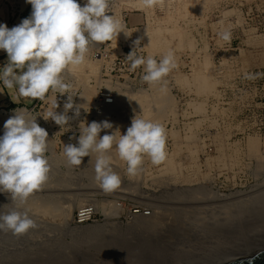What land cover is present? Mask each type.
I'll list each match as a JSON object with an SVG mask.
<instances>
[{
	"label": "rangeland",
	"instance_id": "obj_1",
	"mask_svg": "<svg viewBox=\"0 0 264 264\" xmlns=\"http://www.w3.org/2000/svg\"><path fill=\"white\" fill-rule=\"evenodd\" d=\"M239 2L245 3L243 13L236 10ZM191 3H193L192 6H187L184 1L182 5L184 12L180 13V21L178 22L175 21L178 14L164 13L160 14L159 20L155 24H148L142 28H133L130 25L124 27L121 23L124 31L129 36L123 37L121 35L113 38L110 42L94 43V46L91 47L89 45L84 64L79 66V69H77L78 67H75L76 69L69 67L62 73L64 82L71 85L69 94L74 96V104L81 107L79 117L71 119L68 125L61 127L51 119L45 121L42 117L47 111L55 110L51 105L53 97L57 98L60 105L56 111L58 113L63 112V104L66 101L67 94L61 96L50 91L45 98L46 102L36 100L31 106H26L27 109H31L36 104L35 109L30 111V115L33 119L36 118V122L48 132L47 150L44 155L48 161L50 171L48 179L41 185V190L39 189L41 192L36 190L37 193L31 194L27 202L19 208V202L12 201L10 193L0 192V214L12 210L27 211L30 218L37 224V228L30 229L28 233L21 236H15L10 231L0 232V245L12 243L22 247L26 243L25 239L30 237L28 240L35 246L51 247L52 250L68 249L69 254L78 257L84 256L86 251L87 254L89 252V254H100L103 257L107 256V258L127 260L129 258L127 253L124 252L125 255H123L120 254L122 253L120 251L119 253L110 251L102 237L88 234L85 230L94 223L111 219L132 225L134 221H138L139 218L137 217L143 214V208L152 205L153 210L151 213L142 216L151 218L160 214L159 216L168 223L164 225L165 227L168 225V231L171 233L169 242H171L172 247H180V244H182L183 248H188L190 245L192 246L193 240L189 232L184 234L185 231L180 230V210L182 211V209L179 204L183 200L186 201V197L188 198L192 194L194 196L195 192L190 193L189 191L186 194L185 191L182 192L183 189L203 188L201 189L203 194L198 193L197 198L195 196V199L191 198L195 205L190 201L194 207L192 206L188 210L185 209V213L196 215L198 230L199 228L203 229L204 226L212 227L215 224V227L211 229L215 228L214 231L219 232L222 227L216 225L215 220L201 222L198 217L201 211V215L204 216L208 215L209 212L212 215H221L222 212H219L220 208L215 203L220 200V197L218 198L216 195L229 197L238 192L251 193L256 189V186L264 181V130L259 129V125L256 124L255 117L251 113L231 125L220 121L221 128L216 130L207 101L216 86L215 67L213 70V76L215 77L212 76L211 78L214 88L210 93H204V91H199L198 86L194 84L196 65L204 60L201 62L184 56L186 54L193 56L196 53H204L214 63L208 54L232 52L243 55L245 64L259 65L264 70V30L260 36L251 34L253 31H260L255 29L256 25L264 28V0H192ZM220 5H225V8L229 9V13L236 12L238 21L246 20L249 23L247 27L250 29L247 31L248 34L242 36L244 39L248 38L245 41L246 44H236L234 50L223 49V46L220 45L196 44L194 35L199 25L206 21L209 23L219 19L215 17V13L212 11ZM129 12L132 16L131 22L141 21L140 14H134L136 13L134 11ZM195 19L196 21H194ZM160 25L163 27L176 25L175 27L181 32V38L184 41L180 43V37L170 35L171 43L158 44L154 49H149L148 41L140 34L139 30L142 31L147 27V29H151ZM135 37L141 38L144 42L145 51L150 56L163 58L168 52L172 54L180 53V68L187 69L192 66L191 74L186 75L183 70L180 71L178 76H172L170 80L167 76L163 81L151 85L141 79L144 74L143 66L138 67L137 71L131 75L125 76V72H127L125 69L124 72L113 71L109 74L105 68L111 66V57L106 56L101 59L99 56H95L96 48L99 45L102 46L101 48L107 45V49L113 48L115 51H119L122 46ZM190 40L191 43H189ZM123 73L124 75H122ZM155 85L163 86L162 91L156 93ZM172 86H175V90L172 89ZM105 88L116 93L117 99L112 104L102 107L98 96ZM168 98L172 105L167 108L165 102ZM21 107L23 106H13L5 112H11ZM199 107L204 110L200 111ZM68 115L72 116L73 113L70 111ZM135 116L136 118L164 124L172 132L174 143L168 144L170 149L165 156V160L163 159L165 167L168 164V159L172 161V165L169 168L166 167L169 181L166 187L160 190L147 188L144 183L146 176L144 171L139 173L141 182L138 187L133 188L135 185L123 184L122 180L127 182V164L119 158L114 147L110 150L109 155L111 156V166L114 167L113 171L115 169L114 172L121 177L120 186L113 191L106 192L95 186L97 182L94 183V186L89 185L90 181L95 180L96 154L93 153L89 157H84L80 166H71L64 155V145L73 144L78 146L82 123L87 126L92 121L107 120L113 124V128L102 130L99 136L102 137L106 133L112 134L115 131L116 134L120 135L126 132ZM4 123L0 125V136L4 134ZM225 132H230L232 137L224 139L223 134ZM70 137L72 139H69ZM250 138L256 139L258 143L256 147L258 155L256 152L251 151L249 147ZM209 145L213 146L212 151L208 150ZM256 155L258 158H256ZM146 157H143V162L149 159ZM180 193H184L182 195L184 198H181ZM76 196L81 197L82 200L79 204L72 203L73 207L68 209L67 205L71 204L69 199L72 200L73 197L75 199ZM209 200L214 205L210 204ZM89 201H94L97 205L98 214L95 219L83 225L74 223L73 215L76 209ZM66 203L67 205H65ZM207 204H210V207ZM200 205L201 208L198 207ZM135 206H139L141 211L132 213L131 210ZM107 211H110V216H108ZM226 212L227 210L224 211V214ZM210 218L212 219V217ZM10 236L15 237L11 238ZM105 241L107 240L105 239ZM19 253L21 254V252ZM8 256L15 257L19 254L16 252L4 255L6 258H9ZM134 262L137 263L138 261L135 259Z\"/></svg>",
	"mask_w": 264,
	"mask_h": 264
},
{
	"label": "clouds",
	"instance_id": "obj_2",
	"mask_svg": "<svg viewBox=\"0 0 264 264\" xmlns=\"http://www.w3.org/2000/svg\"><path fill=\"white\" fill-rule=\"evenodd\" d=\"M27 3L32 6L29 17L12 28L0 24V50L7 53L0 81L7 89L16 87L20 97L32 100L43 101L50 91L61 96L67 94L63 112L56 111L60 105L53 97L51 105L55 110L42 116L45 121L51 119L62 127L79 117L81 108L74 104V96L69 94L71 85L64 82L62 73L70 66L84 63L91 43L110 42L124 32L123 26L114 15L107 14L109 0H86L84 6L77 0H27ZM143 3L152 6L153 0H143ZM220 35L225 41L231 38L229 31ZM140 42L139 38L133 42L135 47L125 59L131 62L132 71L143 66L144 82L158 83L174 67L173 54L168 52L159 61L152 56H137ZM17 69L21 70L20 74ZM245 78H249L248 74ZM70 111L72 116L68 115ZM82 124L78 146L64 145V155L69 165L80 166L84 157L95 153V180L106 192L121 184V177L111 166L109 152L113 146L119 158L126 162L129 176L137 175L144 156L153 164L165 158L167 137L159 122L135 116L118 140L116 131L99 136L102 130L113 128L107 120ZM47 141L48 132L36 118L29 120L24 113L16 111L4 123V134L0 136V192L10 193L12 201L19 202L18 208L48 179L50 167L44 155ZM35 228L37 224L27 211L0 214V232L10 231L21 236Z\"/></svg>",
	"mask_w": 264,
	"mask_h": 264
},
{
	"label": "bare ground",
	"instance_id": "obj_3",
	"mask_svg": "<svg viewBox=\"0 0 264 264\" xmlns=\"http://www.w3.org/2000/svg\"><path fill=\"white\" fill-rule=\"evenodd\" d=\"M27 4H29L27 3V0H24V7H26ZM175 26L176 25L173 27H163L160 25L157 27L155 26L154 28L152 27L151 29H147V27L142 29V31H140V29L139 32L148 41L147 43L149 49H154L156 46H158V44L171 43L170 35H176V37H180V43L184 41V39L181 38V32H179ZM124 32H121L118 36H126V32ZM189 43H191V40ZM79 66H82V64ZM79 66H70V68L74 69L75 67H78L77 69H79ZM213 70V63L207 57L202 63L196 65L194 84L198 86L199 91L210 93L213 90L214 83L211 80L213 76ZM158 85H155L156 93L161 92L163 88V86L160 87ZM165 104L168 108L171 107L172 102H170L168 98ZM200 107L198 108L200 111L204 110ZM16 111L18 114L24 113L29 120L33 119L30 115V109H27L26 107H21L17 110H12L11 112L0 110V125H2L10 116L15 115ZM120 135L116 134L117 140L119 139ZM257 145L258 143L256 139L250 138L249 147L251 151L256 152V154L258 152L256 149ZM113 147L115 149V146ZM169 149L170 145L166 143V154L168 153ZM115 151L118 154L116 149ZM257 155L256 158H258ZM167 161L168 164H166V167L169 168L170 165H172V161L169 159ZM95 184V186L99 187L98 183ZM39 189L41 190V187ZM39 189L38 191H40ZM201 189L203 188H197L194 190L183 189L182 192L185 191L186 194L189 191L190 193L195 192L194 196L197 198L196 195L198 193L203 194ZM205 190L206 188L204 191ZM35 193H37V191L34 192V194ZM183 194L180 193L181 198H184L182 196ZM194 196L193 194L190 197L188 196V198L185 196L186 201L183 200L184 202L182 201L183 203L181 202L179 204L180 208L182 209V211L180 210V230L182 229V231H185L184 234L189 232L193 240L192 246L190 245L188 248H183L182 244H180V247H172L171 242H169L171 233L168 231V225L165 227V225L168 223H166L163 218L159 216L160 214L156 216L154 215L151 218L142 216L146 214H141L138 217L136 216L139 219L138 221H134L132 225H127L120 221L111 219L100 223H94L93 225L88 226L86 230L83 228V230L87 231L88 234L102 237L104 239V243L106 242V245L109 247L110 251L112 250L113 252L118 253L120 251L122 252L120 254L123 255L127 253V256L130 258V260L129 258H126L127 260L107 258V256L103 257L100 254H89V252L87 254L85 250L84 251L86 253L84 252V256L78 257L77 255L69 254L68 249L52 250L50 249L51 247L44 246V248L42 245L35 246L28 240L30 237H27L25 239L26 243L22 247H18L12 243L8 245H0V264H231L264 251V181L256 186V189L251 193L238 192L229 197H221L220 194L219 196L216 195V197H220V200L214 198L215 200H219L218 202H215L218 205V208H220L219 212L224 214V211L227 210L224 215H212L209 212L208 215L204 216L202 214V216V211L200 210L201 213L198 217L200 218L201 222L215 220L216 225L222 227L219 232H215V228L211 229L212 227H215V224L212 227L204 226L203 229L199 228L198 230V227L196 226V215H187L185 213V209L188 210V208L193 206L194 203L191 201V198H194ZM80 200H82L81 197H77L75 199L73 197L72 200L69 199L71 202L68 201L71 204L67 205V202L65 205H67L68 209H70L73 207L72 203L79 204ZM190 201L193 204H191ZM208 202L214 205L210 202V200ZM210 204H207V206L210 207ZM198 207L201 208V205ZM202 209L204 208L202 207ZM131 211L132 213L134 212V210ZM212 212L215 213L214 211ZM107 213L108 216H110V211H107ZM210 217H212V219ZM10 237L13 238L15 236ZM105 239L107 241H105ZM16 252H18L19 256H8L9 258H6L7 256L4 257V255H10ZM19 252H21V254ZM135 259L138 262L140 261V263L134 262Z\"/></svg>",
	"mask_w": 264,
	"mask_h": 264
},
{
	"label": "built area",
	"instance_id": "obj_4",
	"mask_svg": "<svg viewBox=\"0 0 264 264\" xmlns=\"http://www.w3.org/2000/svg\"><path fill=\"white\" fill-rule=\"evenodd\" d=\"M185 1L187 6L191 5L192 0H153L152 6H145L143 0H109V15H114L117 20L123 23L124 27L127 25L133 28H142L148 24L153 25L159 20L160 14H178L175 19L176 22L180 21V13L184 12L182 5ZM194 1V0H193ZM77 2L84 6L86 0H77ZM20 9L26 10L30 8V4L22 8L20 0H17ZM181 3V5H180ZM245 3H238L236 7L237 12H244ZM229 10V9H228ZM225 8V5H220L216 7L212 12L215 13V19L207 23H201L198 30L196 31L195 40L196 44H211L220 45L225 48L234 50L235 45L246 44L242 36L248 34V24L247 21H238L236 12L229 13ZM129 11H134V14H140L141 21L131 22V14ZM179 16V17H178ZM198 19V18H196ZM196 19L194 21H196ZM258 31H253L251 34L254 36L262 35L264 28L260 25L255 27ZM229 31L231 38L225 41L221 38V33ZM140 37H135L129 40L127 44L122 46L119 51L112 49H107V45L104 48L99 45L97 47V52L95 56L106 57L110 56L112 64L106 67L105 70L111 74L113 71L125 72L126 75L134 74L135 71L130 70L131 62L126 60V56L135 47L133 42ZM94 46V43L90 44V47ZM137 56L148 57L149 54L146 53L144 48V42L141 40L139 46L136 49ZM214 62L215 75H216V86L212 94L207 98L208 107L210 108V115L213 122L216 125V130H220V121L227 122L228 125L236 123L240 118L247 116L249 113L253 114L256 120V124L259 125V129L264 130V70L261 66H251L245 64L243 55H237L232 52H215L208 54ZM194 60H205L206 54L196 53L193 56L190 54L184 55ZM157 61L162 58L152 56ZM174 67L172 70L162 79H166L169 76V80L180 74V71H185L186 75L191 74L193 68L192 66H187V69L180 68V53L173 54ZM195 63V61H193ZM123 65L124 68H123ZM128 65V66H127ZM125 69V70H124ZM143 70V68H142ZM245 74H248L249 78H245ZM124 75V73L122 74ZM171 82V81H170ZM174 84V83H173ZM175 90V86H172ZM99 102L102 103L101 106L109 105L115 102L117 99L116 93L109 89H104L98 96ZM109 100L111 102H109ZM46 102V99L43 100ZM26 107V106H25ZM35 106L31 107L30 111L34 110ZM27 108V107H26ZM167 124V123H166ZM164 126V124H162ZM226 126V125H225ZM166 131V143L173 144L172 132L164 126ZM224 139H230L232 136L230 132H225L223 134ZM208 150L212 151L213 146L209 145ZM147 158V157H146ZM149 158V157H148ZM144 171L145 176V186L149 189L160 190L165 188L168 181V175L166 173V167L163 160L159 164H153L151 159L145 160L137 175L129 176L126 171V181L122 180L123 184L135 185L136 188L140 185L139 173ZM95 180L89 182V185L94 186ZM119 204V203H118ZM135 213L141 211L139 206L132 208ZM153 210L152 205L143 208V214H150ZM98 214L97 205L94 201L86 202L80 205L74 215L73 222L76 224H85L89 221H93Z\"/></svg>",
	"mask_w": 264,
	"mask_h": 264
},
{
	"label": "crops",
	"instance_id": "obj_5",
	"mask_svg": "<svg viewBox=\"0 0 264 264\" xmlns=\"http://www.w3.org/2000/svg\"><path fill=\"white\" fill-rule=\"evenodd\" d=\"M24 0H20L22 8ZM28 5V4H27ZM32 10L29 8L26 10L20 9L17 0H0V24H6L9 28L21 23L24 18L30 16ZM7 63V53L0 50V72ZM26 70V69H25ZM19 69L16 70L17 74H20ZM36 100H32L26 97H20L18 89L13 87L7 89L4 87L2 81H0V110L5 111L13 106H31Z\"/></svg>",
	"mask_w": 264,
	"mask_h": 264
},
{
	"label": "water",
	"instance_id": "obj_6",
	"mask_svg": "<svg viewBox=\"0 0 264 264\" xmlns=\"http://www.w3.org/2000/svg\"><path fill=\"white\" fill-rule=\"evenodd\" d=\"M29 9L32 10V6H30ZM231 264H264V251L252 255L250 257L241 259L239 261L233 262Z\"/></svg>",
	"mask_w": 264,
	"mask_h": 264
}]
</instances>
